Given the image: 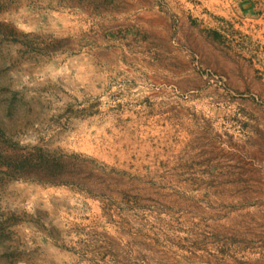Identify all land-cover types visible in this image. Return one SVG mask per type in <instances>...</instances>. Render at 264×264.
I'll list each match as a JSON object with an SVG mask.
<instances>
[{"label":"rangeland","instance_id":"374dc122","mask_svg":"<svg viewBox=\"0 0 264 264\" xmlns=\"http://www.w3.org/2000/svg\"><path fill=\"white\" fill-rule=\"evenodd\" d=\"M0 264H264V0H0Z\"/></svg>","mask_w":264,"mask_h":264}]
</instances>
